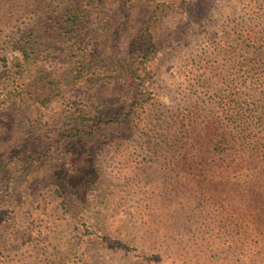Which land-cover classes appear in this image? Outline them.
Wrapping results in <instances>:
<instances>
[{
	"label": "trees",
	"instance_id": "obj_1",
	"mask_svg": "<svg viewBox=\"0 0 264 264\" xmlns=\"http://www.w3.org/2000/svg\"><path fill=\"white\" fill-rule=\"evenodd\" d=\"M191 4L192 0H49L44 12H36L40 19L12 43L19 70L0 108L10 104L19 111L27 104L45 109L72 92L87 103L75 97L68 101L57 121L60 128L48 140L50 149L10 152L6 180L8 174L24 173V166L36 159L53 164L68 158L72 166H81L85 154L72 161L60 150L78 143L79 151L98 150L113 132H133L154 146V154H161L154 156L173 177L171 186L178 196L174 217L163 218V241L145 248L150 257L163 264L261 263L264 30L241 27L211 46L188 78L197 85L195 93L167 114L158 109L149 89L159 52V20L188 15ZM120 21L125 24L117 25ZM230 66L237 75L233 86L227 80ZM207 77L215 78L213 101L201 99L214 92L198 86ZM22 134L38 142L35 127H25ZM0 169L4 170L1 165Z\"/></svg>",
	"mask_w": 264,
	"mask_h": 264
},
{
	"label": "rangeland",
	"instance_id": "obj_2",
	"mask_svg": "<svg viewBox=\"0 0 264 264\" xmlns=\"http://www.w3.org/2000/svg\"><path fill=\"white\" fill-rule=\"evenodd\" d=\"M48 5L49 0H0V104L14 89L7 87L19 70L12 43ZM246 26L264 30V0H192L188 15L160 19L159 52L149 79L158 109L171 114L176 104L193 96L197 85L188 78L199 58ZM229 68L227 80L233 86L237 75ZM215 84V78L207 77L198 86L209 90ZM216 92H208L202 101L215 100ZM74 94L45 109L27 104L19 111L10 104L0 108V264H163L145 248L163 241V218L174 217L178 196L173 177L154 156L161 154H154V146L133 132L115 131L89 152L79 151V143L65 145L60 155H70L72 161L81 152L86 155L81 166H72L68 158L53 164L36 159L24 166V173L8 174L6 180L10 152L50 149L48 140L60 128L57 121L68 101L75 97L87 103ZM24 126L35 127L37 143L22 134Z\"/></svg>",
	"mask_w": 264,
	"mask_h": 264
}]
</instances>
